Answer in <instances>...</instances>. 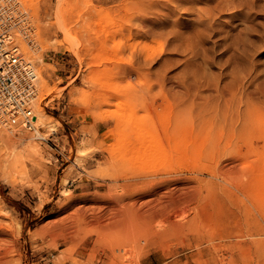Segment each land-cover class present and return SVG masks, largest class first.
I'll return each instance as SVG.
<instances>
[{"label":"rangeland","instance_id":"374dc122","mask_svg":"<svg viewBox=\"0 0 264 264\" xmlns=\"http://www.w3.org/2000/svg\"><path fill=\"white\" fill-rule=\"evenodd\" d=\"M16 1L0 264H264V0Z\"/></svg>","mask_w":264,"mask_h":264},{"label":"built area","instance_id":"2783aa9c","mask_svg":"<svg viewBox=\"0 0 264 264\" xmlns=\"http://www.w3.org/2000/svg\"><path fill=\"white\" fill-rule=\"evenodd\" d=\"M2 1V2H1ZM0 1V120L32 130L36 116L33 103L39 91L38 75L13 38L24 18L21 7L12 0ZM20 32L19 34H21Z\"/></svg>","mask_w":264,"mask_h":264},{"label":"bare ground","instance_id":"6f19581e","mask_svg":"<svg viewBox=\"0 0 264 264\" xmlns=\"http://www.w3.org/2000/svg\"><path fill=\"white\" fill-rule=\"evenodd\" d=\"M14 1V0H13ZM2 2V1H1ZM17 2V1H16ZM149 3V2H148ZM18 4H20V3H18ZM21 5H22V3H21ZM20 5V6H21ZM145 6V5H144ZM24 8V7H23ZM25 9V8H24ZM146 9V8H145ZM23 10V9H22ZM25 11V10H24ZM24 11H20L21 13H23L24 14ZM26 13H27V11H25ZM26 15V14H25ZM28 16V15H27ZM27 16L25 17V18H27ZM30 17V16H29ZM23 19V18H22ZM28 19V18H27ZM30 19H31V17L29 18V21H30ZM23 21H28V20H23ZM28 21V22H29ZM23 23V22H22ZM27 23V22H26ZM30 23V22H29ZM31 23H32V21H31ZM25 24V23H24ZM33 24V23H32ZM143 24V23H142ZM148 24V23H147ZM22 25V24H21ZM20 24H19V26L21 27V29H22V26H21ZM26 25H30V24H26ZM34 25V24H33ZM18 26V27H19ZM25 26V25H24ZM32 26V25H31ZM30 26V27H31ZM26 27V26H25ZM28 27V26H27ZM33 28V27H32ZM32 28L30 29V30H32ZM23 30V29H22ZM20 31V30H19ZM16 35V34H15ZM18 35V34H17ZM16 35V36H17ZM31 35V34H30ZM29 36V35H28ZM33 36V35H32ZM34 37V36H33ZM20 38V37H19ZM33 39V38H32ZM28 40V39H27ZM31 40V39H30ZM34 41V40H33ZM27 43V42H26ZM33 43V42H32ZM28 44H29V42H28ZM18 45V44H17ZM27 45V44H26ZM32 46H33V44H32ZM21 48H22V46H20ZM36 48V47H35ZM31 50H32V47H31ZM35 50V49H34ZM24 53V52H23ZM25 54V53H24ZM38 83V82H37ZM243 86V85H242ZM39 97V96H38ZM38 99V98H37ZM37 101V100H36ZM245 124V119H244V122H243V125ZM4 127V126H3ZM10 128V127H9ZM15 128V127H14ZM25 129V128H24ZM25 130H27V129H25ZM27 131H29V130H27ZM32 131V130H31ZM14 135V134H13ZM149 136V135H148ZM150 137H151V135H150ZM153 137V136H152ZM6 139H7V141L9 140L10 142L11 141H13V139H12V136L11 135H9V134H7V136H6ZM153 139V138H152ZM9 141H8V143H9ZM13 145V144H12ZM16 145H18V144H16ZM150 145V144H149ZM152 145V144H151ZM28 146H30V145H28ZM32 146H34V145H32ZM158 146V145H157ZM17 147V146H16ZM16 147H15V149H16ZM10 148H12V147H10ZM26 148V147H25ZM27 148H29V147H27ZM32 148V147H31ZM35 149H36V147H35ZM35 152V151H34ZM27 154V153H26ZM34 154H36V152L34 153ZM158 201V200H157ZM126 210V209H125ZM78 213V212H77ZM127 214V213H126ZM128 216V215H127ZM191 219V220H190ZM192 219H196V217L194 216V217H191V218H189V220H190V222L189 223H192L193 222V220ZM197 220H195L194 222H196ZM198 222V221H197ZM192 224H194V223H192ZM172 225V224H171ZM180 225V224H179ZM178 225V226H179ZM174 226V225H173Z\"/></svg>","mask_w":264,"mask_h":264}]
</instances>
